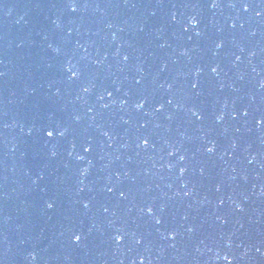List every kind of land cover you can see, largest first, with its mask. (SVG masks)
Instances as JSON below:
<instances>
[{
  "label": "water",
  "instance_id": "95a60500",
  "mask_svg": "<svg viewBox=\"0 0 264 264\" xmlns=\"http://www.w3.org/2000/svg\"><path fill=\"white\" fill-rule=\"evenodd\" d=\"M0 264H264V0H0Z\"/></svg>",
  "mask_w": 264,
  "mask_h": 264
},
{
  "label": "snow or ice",
  "instance_id": "6c2138e0",
  "mask_svg": "<svg viewBox=\"0 0 264 264\" xmlns=\"http://www.w3.org/2000/svg\"><path fill=\"white\" fill-rule=\"evenodd\" d=\"M72 11L74 12V11H76V9L73 8ZM245 11H247L246 8H245ZM125 59H127V57H125ZM75 75H76V74L74 73L73 76H75ZM169 103H171V101H169ZM141 107H142V105H141ZM47 135L51 137V136L53 135V131H48V132H47ZM145 143H147V141H145ZM209 151H211V149H209ZM49 207H51V205H49ZM79 239H80L79 236H77V237H76V241L79 242Z\"/></svg>",
  "mask_w": 264,
  "mask_h": 264
}]
</instances>
